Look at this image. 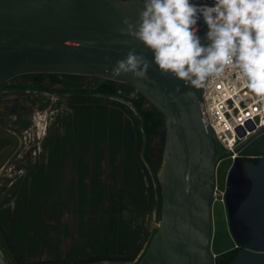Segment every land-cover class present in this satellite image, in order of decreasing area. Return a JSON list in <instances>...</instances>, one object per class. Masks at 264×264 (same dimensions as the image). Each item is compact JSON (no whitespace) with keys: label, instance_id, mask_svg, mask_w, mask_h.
I'll return each instance as SVG.
<instances>
[{"label":"water","instance_id":"water-1","mask_svg":"<svg viewBox=\"0 0 264 264\" xmlns=\"http://www.w3.org/2000/svg\"><path fill=\"white\" fill-rule=\"evenodd\" d=\"M143 3L0 0V87L18 76L51 74L75 85L98 77L111 85H130L143 95L164 117L165 146L157 175L163 198L161 220L139 264H216L211 252L212 206L217 169L225 158L218 157L212 129L204 121L203 88L193 89L171 74L162 75L151 63L152 53L121 32L125 19L137 21ZM197 27L206 44L202 18ZM132 49L150 62L147 79L131 74L112 77L116 61ZM262 179L264 135L243 148L229 170L224 201L232 213L248 205L251 196H264ZM237 248L241 252L231 264H264L259 243L238 242ZM0 264H8L1 248Z\"/></svg>","mask_w":264,"mask_h":264},{"label":"rangeland","instance_id":"rangeland-1","mask_svg":"<svg viewBox=\"0 0 264 264\" xmlns=\"http://www.w3.org/2000/svg\"><path fill=\"white\" fill-rule=\"evenodd\" d=\"M104 82L106 81L102 78L90 77L81 85L74 84L72 91L66 86L63 87L64 84L49 91L37 89L36 95L51 98L50 103L38 104L36 107L38 127L33 129L41 137L39 141L43 146V157L33 161L29 171L22 170L15 178L11 171L14 160L7 159L3 153V156L0 155V248L8 264H139L146 253L160 224L161 212H158V208L161 199L158 178L145 159L144 149L141 150L140 158L147 170L148 184L153 186L156 194L153 210L150 212L139 210L133 195L123 184L122 174L115 176L117 168L122 165V153H111L106 135L97 129L89 135L86 134L87 136L78 130L75 109L73 120L67 116L65 102L69 98L68 94L73 96L76 105L84 103L109 108L118 102L126 105L134 115H138L129 101L119 96L111 97L100 93L98 89ZM122 85L126 84L117 86ZM7 90L9 93L17 92L12 86H4L0 89V97L6 95ZM136 95L137 91L131 93L132 97ZM55 108L59 111L52 114ZM128 116L131 117L127 114L125 118ZM6 134L8 132L0 122V135ZM154 146L157 151L162 149L157 141ZM64 148L67 150L65 154ZM10 149L7 146L6 154ZM217 155L225 159L219 163L217 169L219 192L212 206L211 252L215 259L218 254L221 260L235 244L226 228L227 206L222 196L228 169L233 161L226 158L228 153L219 144ZM81 165L87 169L85 181L88 183L89 177L99 172L106 191L105 201L98 210L85 215L79 214L77 209ZM23 182L26 183L25 186ZM55 205H62V209L55 211ZM41 211L43 214H40ZM38 215L45 226L39 235L43 243L32 254L34 245L30 244V239L34 237L33 223ZM23 226L28 238L25 245L19 248V236L22 235ZM129 228H143L144 231L143 245L135 256L128 252L124 244ZM89 232L100 234L110 241L118 240V254L112 257L84 256ZM76 252H79L78 256L74 255Z\"/></svg>","mask_w":264,"mask_h":264},{"label":"clouds","instance_id":"clouds-1","mask_svg":"<svg viewBox=\"0 0 264 264\" xmlns=\"http://www.w3.org/2000/svg\"><path fill=\"white\" fill-rule=\"evenodd\" d=\"M201 18L207 27L206 44L197 35ZM123 24L121 32L152 53L151 63L162 75L200 89L227 73L264 102V0H214L212 6L192 0H144L137 21L125 19ZM149 67L145 55L132 49L116 61L111 75L145 80Z\"/></svg>","mask_w":264,"mask_h":264},{"label":"trees","instance_id":"trees-1","mask_svg":"<svg viewBox=\"0 0 264 264\" xmlns=\"http://www.w3.org/2000/svg\"><path fill=\"white\" fill-rule=\"evenodd\" d=\"M52 76V85L57 82H62L58 77L47 74L23 75L25 84H19L22 88H35L41 91L50 90L51 87L45 83V78ZM125 86V87H124ZM98 91L102 94L119 96L126 101H129L138 115H134L131 110L124 104L115 102L114 106L109 108H96L93 106L76 105V122L78 130L83 134L89 135L93 130L97 129L100 133L106 135L108 139V146L111 153H122L123 161L120 168H117L115 176L122 174L124 186L133 195L135 203L142 212H150L153 210V202L155 198V190L153 186L148 184L147 170L144 167L140 153H143L147 163L152 168L157 176L163 162V152L165 146V120L163 115L140 93L137 92L135 97L131 93L136 91L130 85H111L104 82ZM130 115L125 118L126 115ZM74 119V120H75ZM74 122V121H73ZM70 123V122H69ZM68 123V124H69ZM143 129V131H141ZM86 135V136H87ZM157 141L162 149L157 151L154 143ZM66 147V146H65ZM61 149V146H58ZM66 148L63 149V154L67 153ZM87 169L81 165L79 174V183L77 186L78 194V212L85 215L87 212L94 213L101 206L106 197L105 185L101 180L99 172L89 177V182L85 181L87 178ZM23 182V186H25ZM158 193L160 194L161 203L158 208L160 213L162 210V189L157 179ZM53 189V188H52ZM46 197L48 193H46ZM62 205H55L54 210L60 211ZM40 214H43L42 211ZM39 215L34 220V237L30 239V244L34 245V252L43 243L39 239L40 233L44 230V223ZM22 235L19 236V248L25 245L27 240L25 227H22ZM88 240L83 251L84 256L89 257H112L118 254V240L110 241L102 237L100 234L89 232ZM125 247L130 254L134 256L141 250L143 245L142 238L144 237L143 228H129L125 235ZM152 240V239H151ZM151 243V241H150ZM149 243V245H150ZM79 252L74 255L78 256ZM236 251L226 253L223 259L216 258V264H230ZM144 256V255H143ZM141 261V260H140Z\"/></svg>","mask_w":264,"mask_h":264},{"label":"built area","instance_id":"built-area-1","mask_svg":"<svg viewBox=\"0 0 264 264\" xmlns=\"http://www.w3.org/2000/svg\"><path fill=\"white\" fill-rule=\"evenodd\" d=\"M192 2L197 5L214 4V0ZM202 96L201 111L206 125L212 129L216 146L219 144L234 162L243 148L264 135V102H258L247 89L240 88L234 75L227 73L203 87ZM218 192L216 186L215 200ZM224 195L225 191L223 198Z\"/></svg>","mask_w":264,"mask_h":264},{"label":"flooded vegetation","instance_id":"flooded-vegetation-1","mask_svg":"<svg viewBox=\"0 0 264 264\" xmlns=\"http://www.w3.org/2000/svg\"><path fill=\"white\" fill-rule=\"evenodd\" d=\"M53 76L58 77L56 75ZM59 79L62 82H57L52 85V76L46 77L45 83L51 87L50 90L58 89V85L63 86V84V87L66 86L68 90H73L74 84L65 82L61 78ZM23 80L22 77L18 76L0 87L1 89L4 86H12L14 91H17L15 93H9L7 90L8 93L6 91V95L0 97V122L8 132L6 136L0 135V155L3 153L5 157H8L7 159L14 160L15 164L11 171L14 172L12 175H15V178L23 172L22 170L29 171L31 163L43 157V146L39 141L41 137H39L38 133L36 134V130L35 133L33 132V129L38 127V123H36V107L38 104H48L51 100L49 97L36 95L35 92L37 89L35 88L18 87L19 84H25ZM68 97V100L65 102L68 111L67 116L73 120L76 104L72 95L68 94ZM55 111L58 112L59 109H53L52 114ZM7 146H10L11 149L6 154L5 149H7Z\"/></svg>","mask_w":264,"mask_h":264},{"label":"crops","instance_id":"crops-1","mask_svg":"<svg viewBox=\"0 0 264 264\" xmlns=\"http://www.w3.org/2000/svg\"><path fill=\"white\" fill-rule=\"evenodd\" d=\"M254 161L256 162V160ZM260 186L264 187L263 179ZM226 228L235 243L234 247L229 251H236L234 259L241 252V249L237 248L238 242L259 243V247L264 249V196H251L250 203L242 205V208L240 210L237 209L234 213L227 207ZM216 257H219L218 254H216Z\"/></svg>","mask_w":264,"mask_h":264}]
</instances>
